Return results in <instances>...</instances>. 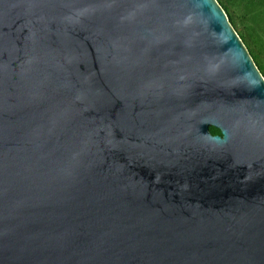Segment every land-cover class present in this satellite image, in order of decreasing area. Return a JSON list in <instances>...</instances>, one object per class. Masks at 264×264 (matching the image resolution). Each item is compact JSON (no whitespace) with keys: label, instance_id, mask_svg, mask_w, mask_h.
I'll return each instance as SVG.
<instances>
[{"label":"water","instance_id":"1","mask_svg":"<svg viewBox=\"0 0 264 264\" xmlns=\"http://www.w3.org/2000/svg\"><path fill=\"white\" fill-rule=\"evenodd\" d=\"M0 264H264V77L217 0H0Z\"/></svg>","mask_w":264,"mask_h":264},{"label":"trees","instance_id":"2","mask_svg":"<svg viewBox=\"0 0 264 264\" xmlns=\"http://www.w3.org/2000/svg\"><path fill=\"white\" fill-rule=\"evenodd\" d=\"M264 77V0H217ZM212 135H220L214 127Z\"/></svg>","mask_w":264,"mask_h":264}]
</instances>
